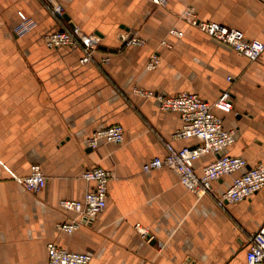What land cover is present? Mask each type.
<instances>
[{
  "label": "crops",
  "instance_id": "crops-1",
  "mask_svg": "<svg viewBox=\"0 0 264 264\" xmlns=\"http://www.w3.org/2000/svg\"><path fill=\"white\" fill-rule=\"evenodd\" d=\"M56 2L63 20L45 0H0V264H49L50 242L90 254V264H247L248 234L264 225V188L223 210L189 191L172 169L145 173L147 162L167 155L166 143L181 149L197 140L174 139L181 116L136 89L188 91L210 102L229 90L234 109L224 122L236 141L227 153L264 165V53L250 61L183 18L193 8L200 20L264 42V0ZM19 12L36 22L24 35L15 32ZM63 25L100 38L96 62L82 63L79 49L46 45V35ZM131 33L145 45L123 46ZM153 54L160 62L149 69ZM115 124L124 128L123 143L88 147L96 130ZM215 159L203 156L196 172ZM35 164L47 183L31 193L20 179ZM96 166L114 174L105 211L72 234L60 230L75 216L60 202L83 199L93 184L82 174ZM232 180L214 188L225 191Z\"/></svg>",
  "mask_w": 264,
  "mask_h": 264
},
{
  "label": "built area",
  "instance_id": "built-area-1",
  "mask_svg": "<svg viewBox=\"0 0 264 264\" xmlns=\"http://www.w3.org/2000/svg\"><path fill=\"white\" fill-rule=\"evenodd\" d=\"M155 4L165 6L167 0H153ZM46 6L53 16L63 20L65 10L56 0H45ZM21 22L16 28V34L24 35L36 25L34 19L23 12H19ZM183 18L191 26L212 37L218 42L234 49L241 56L250 61H257L264 53V42L259 39H248L244 33L235 28H229L211 21L198 18L193 8L183 12ZM170 33L182 37L184 33L171 29ZM125 46H143L145 40L137 34H130L126 38ZM49 48L71 47L82 52L81 62H96L95 53L100 46V38L95 34H86L79 27L63 25L61 29L45 37ZM164 44H167L164 42ZM109 58L103 59V63ZM160 62L157 54L151 55L148 68L155 69ZM230 79V78H229ZM136 91L144 96L154 97L162 110L174 112L181 116L182 127L174 134V139H196L194 146L175 148L166 143L167 155L156 157L147 162L143 171L169 168L175 171L180 182L196 195H209L216 205L226 210L229 204L242 202L264 188V165L250 167L248 161L240 156L227 153V149L236 141V131L227 129L224 114L231 113L233 97L229 90H225L213 102L205 100L195 93L184 91L176 95H169L143 89ZM124 128L115 124L96 130L88 139L87 144L95 149L101 142L121 144L124 141ZM206 155H214L216 159L203 167L198 174L195 163ZM227 176H233L231 185L222 192L214 188V183ZM114 174L102 167L86 169L82 178L93 184L83 199H64L60 206L75 216L70 221L59 224V229L72 234L80 226L91 224L107 207L108 184ZM24 188L31 193L40 192L47 183V176L42 167L35 164L29 175L20 179ZM136 228L143 235L147 231L137 224ZM249 247L247 264H264V225L256 232L248 234ZM49 264H90L92 256L85 252L71 251L60 247L56 243L48 244Z\"/></svg>",
  "mask_w": 264,
  "mask_h": 264
},
{
  "label": "water",
  "instance_id": "water-1",
  "mask_svg": "<svg viewBox=\"0 0 264 264\" xmlns=\"http://www.w3.org/2000/svg\"><path fill=\"white\" fill-rule=\"evenodd\" d=\"M73 27H75V25H73ZM125 44H126V41H124L123 46H125Z\"/></svg>",
  "mask_w": 264,
  "mask_h": 264
}]
</instances>
